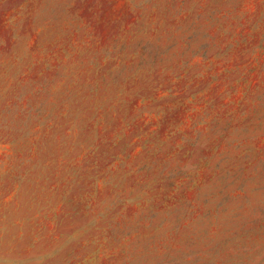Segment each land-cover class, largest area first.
I'll use <instances>...</instances> for the list:
<instances>
[{"label": "rangeland", "instance_id": "obj_1", "mask_svg": "<svg viewBox=\"0 0 264 264\" xmlns=\"http://www.w3.org/2000/svg\"><path fill=\"white\" fill-rule=\"evenodd\" d=\"M0 264H264V0H0Z\"/></svg>", "mask_w": 264, "mask_h": 264}]
</instances>
